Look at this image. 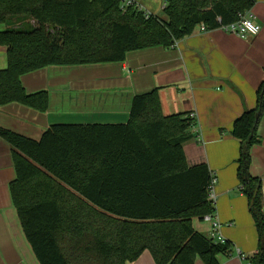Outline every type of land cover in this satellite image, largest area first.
Returning <instances> with one entry per match:
<instances>
[{
    "label": "trees",
    "instance_id": "1",
    "mask_svg": "<svg viewBox=\"0 0 264 264\" xmlns=\"http://www.w3.org/2000/svg\"><path fill=\"white\" fill-rule=\"evenodd\" d=\"M164 19L148 18L121 0H0V106L47 110L46 91L27 94L23 75L47 67L121 63L127 53L169 48L199 26L233 24L254 0H161ZM264 79L255 108L231 135L239 142L237 177L257 233L249 264H264L261 182L248 173L260 143ZM164 115L157 90L135 95L124 124H55L38 140L0 127L15 179L8 190L26 243L38 264H127L148 251L155 264H218L230 244L196 232L192 220L212 215L210 172L188 167L183 145L192 120Z\"/></svg>",
    "mask_w": 264,
    "mask_h": 264
},
{
    "label": "crops",
    "instance_id": "2",
    "mask_svg": "<svg viewBox=\"0 0 264 264\" xmlns=\"http://www.w3.org/2000/svg\"><path fill=\"white\" fill-rule=\"evenodd\" d=\"M131 1L153 15L152 4L164 5L161 0ZM249 12L260 28L250 39L220 28L206 32L196 28L172 47L129 52L121 63L47 67L23 75L20 82L27 94L46 91L47 110L14 103L0 106V127L38 140L55 124H124L133 97L156 89L164 115H194L183 153L188 167L205 164L215 178L212 214L221 237L230 244L218 264H246L257 252V233L247 199L239 191V142L231 131L243 112L255 108L256 91L264 79V0H254ZM6 65V48L0 46V70ZM257 137L260 143L250 148L248 173L260 179L264 214V111ZM14 179L11 148L0 138V264H38L10 199L8 185ZM192 228L210 236L209 222L194 219ZM236 250L246 259H240ZM127 264L155 263L143 251ZM195 264L203 262L196 258Z\"/></svg>",
    "mask_w": 264,
    "mask_h": 264
},
{
    "label": "built area",
    "instance_id": "3",
    "mask_svg": "<svg viewBox=\"0 0 264 264\" xmlns=\"http://www.w3.org/2000/svg\"><path fill=\"white\" fill-rule=\"evenodd\" d=\"M134 5L137 11L143 12L144 17L148 18L150 15L147 13L140 5L133 3L131 0H121V9L124 10L128 6ZM253 15L250 14V12H245L242 13L238 16V19L236 22L233 24L227 25V26H222L220 29H222L224 32L236 36L240 39L246 40L250 39L252 37L257 36L259 33V26L253 21ZM200 32H206L207 30L204 28V26H199L198 27ZM192 122L194 115L191 113L188 116ZM211 180H210V185L208 187V200L211 201L212 205L215 200V195L213 192V186L215 184V178L213 175H210ZM202 220L209 222L211 224V232H210V238L211 240L216 243V244H224L226 241L221 237L220 235V224L217 222V220L214 217V214L212 215H205ZM237 256L240 259H246L244 258L243 254L240 253L239 250H236ZM246 264H249L247 261Z\"/></svg>",
    "mask_w": 264,
    "mask_h": 264
},
{
    "label": "rangeland",
    "instance_id": "4",
    "mask_svg": "<svg viewBox=\"0 0 264 264\" xmlns=\"http://www.w3.org/2000/svg\"><path fill=\"white\" fill-rule=\"evenodd\" d=\"M152 7L154 9V12H153V13H155L154 15L160 19H164V14H163L162 8H160V7L156 8L155 4H152ZM0 27H2V25H0ZM203 236H206V235H203Z\"/></svg>",
    "mask_w": 264,
    "mask_h": 264
}]
</instances>
